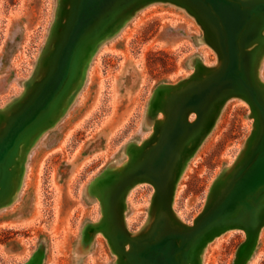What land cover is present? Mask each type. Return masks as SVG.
Segmentation results:
<instances>
[{
  "label": "rangeland",
  "instance_id": "374dc122",
  "mask_svg": "<svg viewBox=\"0 0 264 264\" xmlns=\"http://www.w3.org/2000/svg\"><path fill=\"white\" fill-rule=\"evenodd\" d=\"M66 8L64 0H0V128L46 72L56 20L58 26L64 22ZM88 49L55 108L57 119L19 159L10 196L0 207V264H117L100 231L106 225L99 200L108 176L152 141L162 118L154 109L162 111L166 87L218 65L196 19L170 2L133 12ZM258 72L264 82V54ZM219 107L175 182L174 220L186 225L245 160L258 131L246 101L232 97ZM136 185L120 208L133 234L149 227L154 192L150 184ZM263 228L250 240L241 228L215 234L195 264H264Z\"/></svg>",
  "mask_w": 264,
  "mask_h": 264
},
{
  "label": "water",
  "instance_id": "95a60500",
  "mask_svg": "<svg viewBox=\"0 0 264 264\" xmlns=\"http://www.w3.org/2000/svg\"><path fill=\"white\" fill-rule=\"evenodd\" d=\"M64 1V22L58 26L56 20L59 30L49 47L46 72L0 128V206L11 192L23 150L47 129L44 124L67 95L83 53L133 12L170 2L196 19L218 65L201 73L198 68L195 76L166 87L162 111L154 109L162 118L155 122L152 141L135 148L129 162L107 178L99 200L106 227L100 231L118 255L117 264H195L208 239L232 228L245 230L250 240L264 222V82L258 72L264 54V0ZM232 97L248 103L258 129L251 150L192 225L177 222L171 200L179 170L202 141L215 108ZM143 183L154 188L151 223L145 232L133 234L126 230L120 208L130 188Z\"/></svg>",
  "mask_w": 264,
  "mask_h": 264
},
{
  "label": "bare ground",
  "instance_id": "6f19581e",
  "mask_svg": "<svg viewBox=\"0 0 264 264\" xmlns=\"http://www.w3.org/2000/svg\"><path fill=\"white\" fill-rule=\"evenodd\" d=\"M219 107V106H218ZM220 108V107H219ZM216 116V115H215ZM57 117H58V112H56V109H55V111L53 112L52 111V113L50 114V117H49V119H48V121L44 124V126L47 124V123H49L50 122V119H51V122H55V120L57 119ZM59 120V119H58ZM183 172V171H182ZM177 180H179V178L177 179ZM137 186V185H136ZM10 188H11V183H10ZM134 188V187H133ZM133 188H131L130 189V193L133 191ZM11 193V192H10ZM129 193V192H128ZM130 193L128 194V196L130 195ZM10 196V195H9ZM6 201V200H5ZM5 201H4V203H5ZM1 207V206H0ZM263 225H264V222H263V224L258 228V230L254 233V236H255V238H258V236H260L259 234L261 233L262 234V232H261V229H262V227H263ZM264 229V228H263ZM209 243V242H208ZM206 244V243H205Z\"/></svg>",
  "mask_w": 264,
  "mask_h": 264
}]
</instances>
